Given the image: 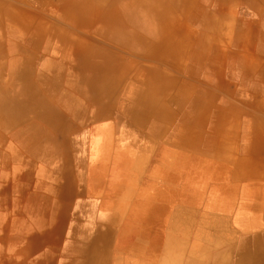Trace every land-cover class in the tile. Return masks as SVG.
<instances>
[{"label": "crops", "instance_id": "0c3cea01", "mask_svg": "<svg viewBox=\"0 0 264 264\" xmlns=\"http://www.w3.org/2000/svg\"><path fill=\"white\" fill-rule=\"evenodd\" d=\"M11 1L14 3H0V7L12 6L15 8L13 11L14 21L19 25L22 35L32 32L35 34L30 39L28 38L26 50H23L25 53L30 50V54L33 55L34 45L31 43H34V40L40 37L39 31L51 35L54 34L55 30H59L58 34L65 42L63 47L67 43L70 47L73 43L75 44L73 47L80 52V60L77 61L82 64L79 66L86 71L95 72L96 76L100 75L102 78L98 79L100 82L105 80L102 83L103 86L101 85V88L96 90L98 96L92 94L89 100L79 101L81 113L72 112L73 114L68 113V116H65V111L62 112L64 115L57 112L56 115L67 117L65 120L67 125L64 126L62 122L60 128L68 129L69 132L74 133V129L78 126H72L71 122L74 124L81 122L79 125L84 126L87 123H95L91 121L92 119H98L97 122H101L104 119L106 120L107 117H111L116 107L120 106V95L116 96V91H120L119 87L128 85L141 87L143 95L141 100H137L136 96H123L122 103H125L121 109L122 111L118 112V117L126 119V133L132 136L135 134V129H133V124L129 126V119H134V107L141 106L144 123L137 133L142 135V142L145 143H150L151 137L154 135L160 136L165 126L172 125L176 110H180L177 102H181L182 99L190 100L188 118L181 126H174L175 131L180 127L188 128V132L189 128H194L195 125L203 127L211 120V117L216 121L211 129L222 128L225 124H228L229 130H232L234 124L241 120L244 132L241 139L246 144L243 148V154H241L242 157H238V161L235 163V168L228 169V173L224 172L226 179L222 182L225 181L226 185L221 186L220 180L213 178L216 184L213 190L210 191V207L216 210V214L211 218V223L208 226L209 231L216 235L219 234L217 231L220 229H228L225 225L227 215L223 214H228L230 211L231 201L226 199L224 203H220L223 196V193L221 194L219 190L220 187L232 192L236 191V186L233 184H237L238 193L241 191L242 195L245 193L244 203L241 202L243 208L240 207L238 211L239 214L242 212V218H240L238 226H242L246 213H251V208L254 214L255 211L262 209V204H264V44L255 45L253 51L242 47L245 30H250L253 23V19L247 16L251 15L250 17H253L252 14L258 13L260 20L258 33L260 35L264 33V4L262 2L258 0H231L230 3H236L234 7L243 4L247 10L252 11L251 13L242 10L239 14L238 10H234V7L233 9L230 7L226 11L227 6H224L222 2H227V0H58V5H52L51 2H45L44 0H37L33 2L37 13L28 16L24 13L23 7L29 6L32 8L31 0ZM180 8L187 12V18H190L194 25L199 28V31L193 32L196 35V42L192 43L190 40L187 42V33L174 20L175 11L176 9L181 10ZM0 11L2 10L0 9ZM226 12H229L233 22H235L232 26V31H235L234 36L228 43L223 41L224 45L217 42L211 43L219 38L224 29ZM79 31L82 35L78 34ZM5 35L10 36V34L2 33L0 38H4ZM114 46L127 50L132 54L141 55L149 64L157 65L160 76L158 82L155 83L149 75L144 78H127L123 82V79L119 78L118 72L133 71L134 65L120 66L119 59L115 54L117 50L114 49ZM230 49L235 51H228ZM190 51H192L191 57L189 53H186ZM61 56L66 58V55ZM189 58L196 64V68L193 70L184 69L183 66ZM65 62L69 63L65 59L59 62L60 66L64 67L63 71H66L72 65ZM197 69L198 72H196ZM106 70L116 71L115 76L111 77L110 74V77L108 75L103 79L102 75ZM5 71L0 65V73ZM33 71L35 70L32 68L30 70L25 68L20 70L15 78L7 77L9 79V82L7 81L8 85L12 88L2 94L4 99L1 101L0 107H2L1 114L6 119H10L8 124L12 125L11 128L16 130V127H18V130L15 131L19 147L16 150V163L20 165L18 167L21 171V179L27 180L24 173L29 175L30 169L36 167L38 169L37 178L40 180L37 182V186H40L41 182L46 183L48 177L46 175L48 170L45 168L49 166L50 163L48 162L51 161L50 152L44 154V150H47L45 143L39 145L33 142L31 138V143L28 144L24 143L22 139L24 133L32 135L39 133L33 126L23 123L24 120L38 118L30 108V112L25 115L22 112L23 103H30L35 106V102L39 100L37 79L23 78L25 74H33ZM93 72L90 74L91 81L93 80ZM55 80L54 78L52 81ZM95 83L97 82L95 81ZM107 86L114 88L111 91L114 99L109 102L110 104L106 100L104 101L102 97L103 87L106 88ZM191 86L195 92L187 90ZM192 94L195 96L186 97ZM66 97L61 95L58 97L60 100L57 99L56 101H67L69 98L64 100ZM156 98L159 99L158 103H156ZM49 101L54 100L51 98ZM216 102H219V106L216 105ZM54 103L57 102L54 101ZM174 105L176 106L175 109L172 108ZM33 111H37V108ZM52 111L54 112V110ZM106 113L107 115H105ZM75 115H79V117L76 118ZM230 117L232 118L231 122ZM75 120H79V122ZM146 128L149 129L152 135L146 132ZM92 129L85 134L97 136L107 132L103 131V125ZM65 132L66 130L62 133ZM110 132L113 134L112 131ZM178 136L176 144H180L186 150L195 148L197 151H194V154H192L193 152L190 153L191 155L188 156L175 154L171 163L163 166L162 172L165 179L162 178V175L160 176L162 168L160 172H154L155 175L158 174L159 178H156L158 184L154 181L152 184L157 185L158 189H153L151 185H147L144 187L142 194L145 196L149 194L150 198H159V207L167 204L178 193L201 199L206 186L212 179V176L208 174L201 163L209 159L216 164L219 162L217 161L219 158L216 157L218 142L209 141L211 144L208 147L200 148L199 146H193L194 142L186 138V135L182 137L180 133ZM96 144H98L96 149L100 152L99 157L101 159L102 142H100V145L99 141ZM54 146L57 147L53 150L55 154L56 152L58 154L59 159L55 165L61 172V182L53 186L46 183L43 196L47 198L50 194H53L58 199L54 210L58 214L57 222H54L51 232L44 235L39 233V228L44 225L42 222L31 223V238L24 239L22 237V193L17 194L15 191L13 197L17 199L19 197V205H16V202H14V206L9 207L0 205V264H62L67 244L63 231L69 221L73 222L71 225H75L76 229H79L78 227L82 224L84 230L88 228V231L91 232L88 239H83L84 236L80 238L81 234L78 235L75 231L73 232L71 240L78 238V245L74 246L72 251V254L76 258L78 257L77 263L74 264H89L90 261L83 253L87 251L93 242L99 241L98 245L100 247L104 246L105 250L110 249L115 254L114 258L124 262V264L127 261L133 264H146L143 260L147 258L151 245L156 246L155 244H157L154 236L137 232L135 239H138L137 241L141 243L140 247L127 245L122 248L114 246L116 240L115 237L112 240L113 232H115L113 226L119 222V217L122 214L119 203L113 200L114 195L120 191H115V185H118V183L114 185V191L108 195L102 194L100 199H107H104L103 202H101L102 200L92 201L83 198L82 193L85 188H82L72 178L69 141ZM136 147L139 148V146ZM237 148L240 150L238 146ZM28 150L31 152L30 157L32 159L37 157L43 159L44 163H41V165L45 168L29 161V159L25 160L24 155L28 156ZM216 164V167H220ZM236 166L238 167L236 168ZM41 178L46 180L41 181ZM127 182V180H121L122 187ZM19 191H21V186ZM133 191V187L128 189V195ZM94 195L99 196L100 192L95 191ZM251 199L253 201L250 204ZM89 203H94L93 208H90ZM190 203V201L184 204L181 203V208L186 206L185 208L188 210L194 209ZM106 204L110 206L109 210H107ZM186 209L182 208L176 211L177 221L185 222L188 214ZM68 210H71V218L66 216ZM103 216H110V220L112 219L113 222L109 223L107 230L99 234L103 237L99 240L96 239L93 232L95 230L97 232V230L104 227ZM177 221H173L172 227L177 226V229L180 230L183 224L179 223L177 225ZM151 222V219L146 221L149 232H151ZM260 231V235L254 237L252 245L245 243L244 246L239 247L240 250L237 251V258L234 262L228 263V254H224L212 258L211 264H220L222 261L226 264H264V228ZM167 237L168 241H174L176 238L172 235ZM126 238L121 236L122 240ZM126 241L124 240L125 244ZM102 242H105L106 245H102ZM49 245L50 249L46 250ZM127 248L129 250L132 248L133 252H130ZM96 249L100 251L98 246ZM131 255L136 259H129L128 256Z\"/></svg>", "mask_w": 264, "mask_h": 264}, {"label": "rangeland", "instance_id": "374dc122", "mask_svg": "<svg viewBox=\"0 0 264 264\" xmlns=\"http://www.w3.org/2000/svg\"><path fill=\"white\" fill-rule=\"evenodd\" d=\"M35 1L37 0H31L32 8L29 6L23 7L24 13L28 14V16H31L32 13H37L33 5V2ZM44 1L51 2L52 5L59 4L58 0ZM258 1L264 4V1ZM230 2L231 0L222 2L224 6H227L226 11L230 7L233 9L236 4ZM0 3L11 4L14 2L11 0H0ZM0 9L2 10L0 11V35L2 33L10 34V36L5 35L4 38H0V65L6 70L5 72L0 73V103L4 99V95L2 94H4L6 90H10V88H12L10 85H8L9 79L7 77L15 78L19 74L20 70L25 68L30 70V68H32L35 70L33 71V74L29 73L32 76L25 74L23 77L26 79H37V94L39 97V104H46L48 108L52 106L58 108L57 112H59L60 115H64V113H62L63 111H65V116H68V113L73 114L72 112L81 113L79 101L89 100L92 94L98 96V92L92 91V88L89 85L92 77H90L88 84L83 86L84 89L82 86L77 85L80 77L78 74H82L84 72L83 68L74 64L76 67L70 65L66 71H63L62 67L60 66L59 62L62 59H65L61 55H68L70 50L75 49L73 47L75 44L71 43L69 47L67 43L63 47L65 44V42H63V45L59 47L60 50H62L61 54L56 52L58 56H54V54L52 55L51 53L53 50L51 49V45L47 43L48 39L43 36V34L46 32L39 31L38 34L40 37L34 40L35 45L33 46L34 49L32 50L34 52L33 55L30 54V50H28L27 54L23 50H26L28 40L35 34H33V32L23 35L21 34L19 25L14 21V7L4 6L0 7ZM180 9L181 10L176 9L174 20L176 23L178 22L183 27L182 30L187 33V42L188 40H190L192 43L194 41L196 42V35L193 32L199 31V28L194 25L190 18H187V12L184 9L183 11L182 8ZM234 10H238L239 14H241L242 10L252 13V11L247 10L243 4L234 7ZM38 12L41 14L40 11ZM252 15L254 18L250 17L251 15L247 16L248 18L253 19V23L250 30H245L246 32L242 39V47L249 50L251 49L253 51L255 49V45L258 46L261 43L264 44V33L261 35L258 33V27H260V20L258 17L259 14L255 13V15ZM11 24H14L17 32L12 29L14 27ZM234 24L235 22H233L231 15L229 12H226L225 24L223 27L224 29L219 35V38L211 43L217 42L224 45L223 41L226 43L230 42L235 32L232 31V26H234ZM78 34H81L80 31ZM46 43L48 45H46ZM53 43L57 46V42ZM114 49L117 50L115 51V54L119 59L120 66L127 67L131 66L132 64L134 65L133 71L129 70V72H118V76L121 80L123 79V82H125L127 78H144L145 76L148 77V75L155 83L158 82L160 76L157 65L155 66L149 64L147 60L141 55L132 54L127 50L119 49L117 46H114ZM228 51L232 52L235 50L230 49ZM186 53H189L190 57L192 56V51ZM65 63L67 64V62ZM183 66L184 69L190 70L196 68V64L191 58L187 59ZM56 68H58V71L60 70V75L54 76L56 80H51L50 82L44 81L46 75H50L49 71L53 73ZM196 72H198V69ZM92 74L93 79H95V72ZM194 84L196 85L197 82ZM104 89L106 88L103 87V100H106L107 103L110 104L109 102L114 98H112V95L109 96ZM119 90L120 91H116V96L120 95V106L116 107L111 117H107L106 120L104 119L101 122H97L98 119H92L91 121L95 123H87L86 125L84 124V126L75 124V126L78 127L74 129V133L69 132L68 129H57L55 126H53V121L49 117L51 114H49L47 118L45 116H39L37 119L24 120V124L33 126L34 129L39 133L36 135L24 133L22 135L23 142L30 144V139L32 138L33 142H36L39 145L45 143V148L47 150H44V154H47L46 152H50L49 154L51 156V161L48 162L50 164L47 168L41 165V163H44L42 158L37 157L32 159L30 157V150H28V156L26 154L24 155L25 160L29 159V161L39 164L48 170V173L44 172L45 174L47 173V180L41 178V181L46 180V183L50 184V186L58 185L61 182V172L55 165L59 158L57 152L55 154L53 150L57 147H53V145L64 144L68 140L70 145L69 152L71 159L72 178L77 184H80L82 188H85L84 192L82 193L83 198L92 201L102 200L101 202H103L104 199H107H100L102 194L108 195L110 193V188H114L115 184L118 183V186L115 185L117 189L119 185L121 186V180H127V184L125 183L123 185L124 187H122V189L114 195L113 200L119 203V208H121L120 211H122V214L119 217V222L113 226L115 232H113L114 235L112 240L115 237L116 241L114 240V246L116 247L123 248L127 245L140 247L141 243L137 241L138 239H135L137 232L154 236L157 240V244H155L156 246H153L154 244L151 245L150 252L147 253L146 256L147 258L143 260V262L146 264H190L191 262H193L192 264H211L212 258H214L216 255L223 256L224 254H228V263L234 262L237 258V251L240 250L239 247L244 246L245 243L252 245L254 242V237L258 234L260 235V230L264 228V204H262V209H260V211H255V214L251 208V213H246V217L244 218V223L242 226H238L240 218L238 220L237 215L239 214V208H243L241 206V202L242 204L244 203L245 193H243V195L241 194L242 191L238 193L237 184H233L236 186V191L229 192L222 187L219 189L221 194L223 193L220 203H224L226 199L231 201L230 211L228 214H223L227 215V222L225 225L228 227V229L225 230V228L222 227L223 229L217 231L219 234L214 235L211 231H209L208 227L211 223V218L216 214V210L210 207V191L213 190L216 184L215 181H213V178L220 180V185L224 187L226 185L225 181L222 182V180L226 179L224 172L228 173V169L235 168V163L238 161V157H242L241 154H243V148L246 143H244V140L241 139L242 136H244L242 129L243 124H241V120L240 122H236V124H234L232 130H229L230 127L228 124H225V126L222 128L211 129L213 127V123L215 124L216 122L214 121V118L211 117V120L203 127L195 125L193 126L194 128H189V132L188 128L180 127V129L175 131L174 126H181L188 118V107L190 105V100L186 101L185 99H182L181 102H177L180 110H176V113L173 116L174 121L171 123L172 125L165 126L162 134L160 136H152L150 143L147 142V144L141 141L142 135L135 136L139 137L140 141L133 139V136L131 135H127V121L124 118L120 119L118 117V112L124 107L125 103H122L124 100L123 96H136L137 100H141L143 95V92L141 91L142 88L136 85H128L119 87ZM187 90L195 92L192 86ZM82 93L86 95L85 99L80 98L79 95ZM61 95L67 96L64 100H67V98L69 99L67 101H56ZM193 95L194 94L186 97L191 98ZM51 98H53V100L57 103H54V101H51L53 102L51 103L49 101ZM158 102L159 99L156 98V103ZM216 105L219 106V102H216ZM78 107L79 109H77ZM172 108L175 109L176 106L174 105ZM27 110L29 112V108ZM33 110L32 113L36 115L38 111ZM1 112L2 107H0V205L5 207L14 206V202L17 203L16 205H19L18 195V199L13 196L15 191L17 194L22 193V237L24 239H29L31 236L30 234L32 233L30 225L33 222H42L44 224L41 226L42 228H39V233H41V235L46 233L49 234V232H51L53 229L55 224L54 222H57L58 219V214L54 211L58 203V199L53 194H50L47 198H44L43 195L45 192L44 189L46 187V183L44 184L41 182L40 186H37V182L40 180L37 178L38 169L36 167L34 169H30L29 175L24 173L26 174L27 180L21 179V171L19 168L20 165L16 163V150L19 147L17 145L18 137L16 136L15 131L18 130V127H16V130L11 128L12 125L8 124L10 119H6V117H4ZM56 114L54 115V119L58 123L67 119V117L63 116L61 120L62 116H58ZM105 115H107V113ZM75 117L77 118L79 115H75ZM133 117L134 119H129L128 124L129 126L133 124V129H135L137 132L140 130L139 128L142 127L139 121H143V112L141 106L134 107ZM231 119L232 118L230 117V122ZM101 125H103V131H107L103 135L96 136L94 134H85L90 130H93L92 128ZM64 130H66V132L62 133ZM110 131H112L113 134ZM146 132L149 135H152L148 128H146ZM180 133L182 134V137H185L186 135V138H189V140L194 142L193 146H199L200 148L208 147V145L211 144L209 141L218 142L216 157L217 159L219 158L217 160L219 162L218 164L215 162L214 163L220 167H216L213 161L210 159L201 163L208 174L212 176V179L206 186L201 199L192 198L178 193V195L174 196V198H172V200L167 204H163V206L159 207V198H150L149 194H147V196L142 194L144 187L147 185H151V188L153 189H158L157 185L152 184L153 181L158 184L156 178L159 177L157 176L158 174L155 175L154 172L158 173L162 168V174H160V176L162 175V178L165 179V176H163L162 172L163 166L167 163H171V160L175 154L188 156L191 155L190 153L193 152L192 154H194V151H197L195 148H192L193 150H190V148L186 150L180 144L175 143L177 138H179L178 135H180ZM221 140H223L222 143ZM98 141L99 145L100 142H102L103 146L101 157L102 161L100 160V162H97V160L93 158L94 152L98 151V149H96V147H98L96 142ZM136 146H139V148ZM237 146L241 151L237 148ZM99 153L100 152L98 151V154ZM237 167L238 166H236V168ZM152 173H154V175H152ZM213 175L215 176L213 177ZM20 186L21 191H19ZM132 187L134 188V191L128 195L129 193H127V190ZM95 191L100 192V195H94ZM252 199L250 204L253 201ZM185 200L187 202L190 201V205H192L194 209L188 210L185 208L186 206L182 207L187 210L188 214L186 216L185 222H180V220L177 221L178 219L176 218V211H178V209H182L181 203H187ZM260 201H262V199H260ZM89 206L90 208H93L94 203H89ZM108 207L109 205L106 204V208ZM70 211L71 210L66 211V216L71 218ZM149 219L152 220L151 232H149V229L146 227V221ZM111 221L112 219L110 221H104V227L102 230H107V226ZM173 221H177V225L179 223L183 224V227L180 230L177 229V226L173 228ZM207 222H209L208 225H206ZM72 223L73 222L69 221V223L65 225L63 231V235L65 236L67 244L65 246V258H62V264L77 263L78 257L76 258V256L72 254V251L74 249L73 247L78 245V238L71 240V237H73V232L75 231L78 235L81 234L82 236L80 235V238H82L84 235L88 236L89 234L88 229L84 230L82 228V224H80V227H78L79 229H76L75 225H71ZM183 228L185 230H182ZM168 235H172L177 239L175 238L174 241H168ZM121 236L127 238L122 240ZM124 240H127L126 244ZM49 249L50 245L46 250ZM128 258L131 260L136 259L132 255L128 256ZM223 263L225 262L222 261L220 264Z\"/></svg>", "mask_w": 264, "mask_h": 264}, {"label": "bare ground", "instance_id": "6f19581e", "mask_svg": "<svg viewBox=\"0 0 264 264\" xmlns=\"http://www.w3.org/2000/svg\"><path fill=\"white\" fill-rule=\"evenodd\" d=\"M7 14V13H6ZM6 19V18H5ZM14 28H12L15 32H17L16 31V28H15V26H14V24H11ZM17 26V25H16ZM58 32H59V30H55L54 31V34H46V33H44L43 34V36L44 37H46L47 39H48V41H47V43L48 44H50L51 45V49H53L52 51H51V53H52V55L54 54V56L55 55H57L58 56V54H56V52L57 53H59V54H61V51L62 50H60V48L59 47H61L62 45H63V42H64V40H63V38L58 34ZM53 42H57V46L53 43ZM46 43V45H48ZM59 44H60V46H59ZM33 45H35V43L33 44ZM54 45H55V47H54ZM48 48V47H47ZM75 48V47H74ZM76 49V48H75ZM75 49H72V50H70V52L68 53V55H66V57L67 58H65V60L66 61H68L69 63H73L72 65L74 66V64L75 65H81L82 63H79L77 60H80V52L78 51V50H75ZM49 52V51H48ZM70 57V58H69ZM52 60V59H51ZM81 62V61H80ZM104 63L107 65V63H106V61L104 60ZM68 64V63H67ZM74 67H76V66H74ZM73 67V68H74ZM64 67H62V69H63ZM82 68V67H81ZM70 69V68H69ZM60 71V70H59ZM59 71H58V68H56L54 71H53V73H51V71H49L50 72V75H46V78H44V81H47V82H50L51 80H53L54 79V76H59L60 75V73H59ZM83 73L81 74H78V76H80L79 77V82L77 83V85H80V86H82V88H83V86H86V84H88V82H89V79H90V74H91V72H93V71H89V70H85L84 68H83ZM106 74V75H105ZM110 74H111V77H114L115 76V74H116V71H112V70H106L105 72H103V75H102V77H103V79L105 78V77H107L108 75V77H110ZM24 79H26L25 77H23ZM98 79H102L101 78V76L99 75V76H96L95 77V79H93V82L91 81L90 82V84H92V85H90V87L92 88V91H94V92H98V91H96L97 89H100L101 88V85H102V83H104V81L105 80H101V82L98 80ZM95 81H97V83H95ZM99 83V84H98ZM103 86V85H102ZM84 89V88H83ZM105 90V92L106 93H108V95L110 96L111 94H112V92L111 91H113L114 90V88L113 87H109V86H107L106 87V89H104ZM103 91V90H102ZM80 96V98H82V99H85V97H86V95H84L83 93L81 94V95H79ZM93 103H94V100H93ZM28 104V105H27ZM27 104H22V112H23V114L25 115L26 113H28V108H30V110H33V109H35V108H37V116L39 117V116H42V115H45L46 117L49 115V114H51L49 117H50V119H52V124H53V126H55L57 129H60V124L63 122V125L64 126H66L67 125V123L65 122V121H60V123H58L57 121H55V119H54V115L57 113V109L58 108H56V107H54V106H52V107H50V108H48L47 106H46V104H39L38 103V101L37 102H35V106H32V104H30V103H27ZM30 110H29V112H30ZM52 110H54V112L52 111ZM62 118H63V116L61 117V120H62ZM76 122H79V120H77ZM81 122H79L78 123V125L80 124ZM139 123L142 125L143 123H144V121H139ZM71 125L72 126H75V124L74 123H72L71 122ZM136 135H140V134H138L136 131H135V134L134 135H132L133 136V138L135 139V140H139L140 141V138L139 137H135ZM100 136V135H99ZM141 141H142V139H141ZM137 144H139V143H137ZM93 158L94 159H96L97 160V162H100V157H99V154H98V151H95L94 152V155H93ZM102 161V160H101ZM230 170V169H229ZM118 186V185H117ZM117 189H119V190H121L122 189V184H121V186L119 185V187H117ZM116 189V187H115V191H118ZM112 191H114V189L113 188H110V192H112ZM235 191V190H234ZM110 207V206H109ZM107 208V210H109L110 208ZM106 210V211H107ZM239 218H242V212H240V214H238L237 215V219L239 220ZM103 221H110V216H108V217H105L104 218V216H103ZM112 222V221H111ZM86 229H88V228H86ZM105 230L103 229H100V230H97V234L95 233V232H93V234L95 233V237H96V239H99V240H101L103 237H101V235H99L101 232H104ZM91 232H90V230H89V234H90ZM88 234V236H86V235H84V237H83V239H88L89 238V235ZM82 241V240H81ZM88 243V242H87ZM100 243V241L99 242H96V243H94L93 242V244L87 249V251H84V255H86L87 256V259L90 261V263L89 264H124V262H122V261H119V260H117V259H115L114 258V255L115 254H113V252H111L110 251V249L109 250H105V247L104 246H102V247H100L98 244ZM102 245H106V243L105 242H102ZM99 247V249H100V251H98L97 249H96V247ZM128 249V248H127ZM129 250V249H128ZM130 252H133V249L131 248L130 250H129ZM132 262H130V261H127L126 262V264H131ZM133 264V263H132Z\"/></svg>", "mask_w": 264, "mask_h": 264}]
</instances>
